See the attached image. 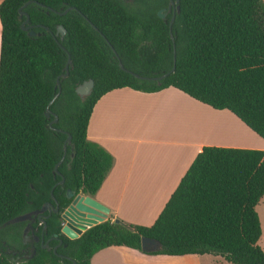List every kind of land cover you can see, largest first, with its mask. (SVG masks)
Returning a JSON list of instances; mask_svg holds the SVG:
<instances>
[{
	"label": "trees",
	"instance_id": "16d2710c",
	"mask_svg": "<svg viewBox=\"0 0 264 264\" xmlns=\"http://www.w3.org/2000/svg\"><path fill=\"white\" fill-rule=\"evenodd\" d=\"M169 1L0 3V226L53 196L64 208L69 189L98 192L114 157L88 138L87 129L97 101L114 89L156 92L173 86L216 109L231 110L264 138V1L180 0L174 39L172 16L158 15ZM20 8L40 35L22 29L26 16L20 18ZM59 24L67 29L63 39L55 36ZM69 54L70 74L61 78L54 99ZM89 79L93 90L82 99L76 87ZM52 99L57 129L50 125L55 115H46ZM69 134L72 142L55 172ZM263 196V149L204 146L152 225L109 218L76 239L66 238L68 247L58 252L77 264H91L106 247L143 251L142 236H150L163 246L143 251L148 254H213L233 264H264L257 211ZM49 223L51 232H59L58 220ZM0 264L72 262L38 247L21 263L0 250Z\"/></svg>",
	"mask_w": 264,
	"mask_h": 264
},
{
	"label": "crops",
	"instance_id": "0c3cea01",
	"mask_svg": "<svg viewBox=\"0 0 264 264\" xmlns=\"http://www.w3.org/2000/svg\"><path fill=\"white\" fill-rule=\"evenodd\" d=\"M87 136L114 157L93 195L110 208L107 219L146 226L158 218L204 146L264 150V138L231 110L216 109L173 86L156 92L131 87L107 92L93 108ZM257 211L264 249V196ZM91 264L233 263L220 255L148 254L122 246L99 250Z\"/></svg>",
	"mask_w": 264,
	"mask_h": 264
},
{
	"label": "water",
	"instance_id": "95a60500",
	"mask_svg": "<svg viewBox=\"0 0 264 264\" xmlns=\"http://www.w3.org/2000/svg\"><path fill=\"white\" fill-rule=\"evenodd\" d=\"M30 3V1L28 3L25 4L28 5ZM173 4H176L175 8H174V14L170 20V32H171V37L174 39V34L172 31V26L173 23L176 19V15L177 13H179L181 11V5H180V0H171L170 1V5H169V10H172V6ZM69 9H66L64 12H60L57 10H54L57 13H66ZM167 11L165 8H162L158 11V15L159 17L166 19L167 16ZM23 16H26V19L22 22L21 27L23 30L28 31V35L30 36H36V35H40L41 32H37L35 31L30 24V16L27 12L23 11L22 8H20V18H22ZM167 20V19H166ZM48 31H50L51 29L49 27H45ZM67 32V29L62 25L59 24L57 26V31L55 33L56 35H61V38L63 39L65 34ZM174 59L176 60V53L174 55ZM72 59L71 56L69 54V58L66 64V71L65 73L61 74V76H59L57 78V88L59 89L58 93L55 95L54 99L56 97H58L61 93L62 90V86H61V78H67L70 74V65H72ZM120 66L123 69H126L123 65V63L120 61ZM175 65L173 67V69L171 70L174 71L175 70ZM164 74V76L168 75ZM94 85V81L93 80H87L84 81L82 84L78 85L76 87V92L79 96L82 97V99H85L88 95L91 94V90L93 88ZM54 99H52L47 107L46 110V115L50 118L51 115H55V118L53 120L50 121V125L52 126L53 123L58 121V116L52 112L50 105L53 103ZM53 127V126H52ZM54 129H57L55 127H53ZM72 142V135L69 134L65 143H64V154L61 158V160L56 164L54 171H58V167L60 166V164L64 161L66 155H67V150H68V145L71 144ZM71 156H74V152H72ZM64 177L61 180V183L64 182ZM53 199H55V196H53ZM67 199L68 202L66 204V206L64 208H62L61 210H57L60 211V218H59V224H60V234H63L67 237H69L70 239H76L78 237H80L87 229L91 228L92 226L104 222L107 220V217L110 213V208L107 207L105 204L101 203L100 201H98L95 197H93L92 195H88L85 194L83 192H76L73 190H68L67 192ZM53 203L51 201H47L45 202L42 207L37 210L34 211V213H44L48 208L49 205H52ZM32 214L31 213H26V214H22L19 215L15 218H13L11 220V222H18V221H23L26 220L28 218H31ZM119 219H117L118 221ZM59 236V235H57ZM141 244H142V250L146 251V252H157L159 250L162 249V242L154 237H150V236H142L141 239ZM57 250V247H55V252Z\"/></svg>",
	"mask_w": 264,
	"mask_h": 264
},
{
	"label": "flooded vegetation",
	"instance_id": "af4514ba",
	"mask_svg": "<svg viewBox=\"0 0 264 264\" xmlns=\"http://www.w3.org/2000/svg\"><path fill=\"white\" fill-rule=\"evenodd\" d=\"M125 1L128 3H135L136 0ZM170 1L166 7H163L168 12L166 18L169 15L173 16L176 6V4H173L172 10H169ZM51 202L53 204L49 205V208L44 213H34V211L42 207L41 205L40 207L33 208L23 213H31V218L18 222L8 221L0 226V250L7 254L15 263L26 262L32 259L37 254L38 247L53 250L54 252L55 247H57L55 253L60 258L67 259L71 261L72 264H77V261L72 256L63 252H58L61 246L68 247V243L65 242V239L69 237L60 234V230L59 232L50 231L51 225L49 222L53 219L59 221L60 211L57 210L62 209L60 201L56 198Z\"/></svg>",
	"mask_w": 264,
	"mask_h": 264
},
{
	"label": "rangeland",
	"instance_id": "374dc122",
	"mask_svg": "<svg viewBox=\"0 0 264 264\" xmlns=\"http://www.w3.org/2000/svg\"><path fill=\"white\" fill-rule=\"evenodd\" d=\"M1 31H2V26H1V23H0V46H1ZM260 244V243H259ZM264 245V243H263ZM262 247V246H261Z\"/></svg>",
	"mask_w": 264,
	"mask_h": 264
}]
</instances>
